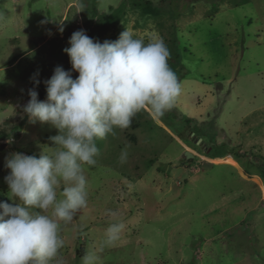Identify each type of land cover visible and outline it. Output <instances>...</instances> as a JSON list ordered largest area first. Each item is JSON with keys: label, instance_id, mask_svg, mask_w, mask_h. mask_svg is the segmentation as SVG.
Returning a JSON list of instances; mask_svg holds the SVG:
<instances>
[{"label": "rangeland", "instance_id": "rangeland-1", "mask_svg": "<svg viewBox=\"0 0 264 264\" xmlns=\"http://www.w3.org/2000/svg\"><path fill=\"white\" fill-rule=\"evenodd\" d=\"M97 1L100 14L124 5L125 16L98 31V19L83 13L87 0H0V201L12 202L6 157L51 155L49 138L59 134L23 112L34 74L46 100L54 69L71 71L63 50L73 32L103 43L127 29L145 43L162 39L178 56L168 63L181 93L163 116L144 108L149 127L117 128L96 141V164L85 166L87 207L62 224L58 258L264 264V0H148L157 9L149 16L133 0ZM116 222L120 238L108 244Z\"/></svg>", "mask_w": 264, "mask_h": 264}, {"label": "clouds", "instance_id": "clouds-1", "mask_svg": "<svg viewBox=\"0 0 264 264\" xmlns=\"http://www.w3.org/2000/svg\"><path fill=\"white\" fill-rule=\"evenodd\" d=\"M68 44L63 51L71 71L62 66L54 69L44 81L46 100L38 98L41 81L34 74V86L23 106L31 122L58 130L49 138L54 151L51 155L43 151L39 157L15 152L5 159L12 202L0 201V264H51L53 260L62 264L58 258L64 246L62 224L72 222L75 213L87 207L85 166L96 164V141L114 135L117 128L130 127L145 107L163 116L181 93L162 39L145 43L126 29L117 40L101 43L80 29ZM72 72L78 73L75 79ZM126 155L122 152L121 158ZM122 229L120 222L110 224L106 242L117 241ZM98 259L95 253H86L82 264H97Z\"/></svg>", "mask_w": 264, "mask_h": 264}, {"label": "trees", "instance_id": "trees-1", "mask_svg": "<svg viewBox=\"0 0 264 264\" xmlns=\"http://www.w3.org/2000/svg\"><path fill=\"white\" fill-rule=\"evenodd\" d=\"M89 1L90 4V9H88L89 7L85 8L83 13L87 14L88 12L91 13V17L97 18L98 19V24H97V30L98 31H104L105 29L111 28L112 26L118 24V22L125 16V13L123 12V8L124 5H121V7H119L118 9H114V8H110L109 9V14L105 15V14H100L96 8L97 6V0H87ZM132 8L138 9L141 11V13L143 14V16H149L150 14H154L157 12V9L154 7V5H152L148 0H133V2L131 3ZM217 6V5H216ZM217 10V7H216ZM215 10V13H216ZM211 11V10H209ZM170 59L172 61H177L178 60V56L173 54V52H170ZM171 65V63H170ZM148 109L151 111L150 107H148ZM152 112V111H151ZM145 114H147L146 112H144V109L141 110L140 112H138L134 118L132 119L130 128L132 129H136L139 128L141 126L143 127H149L150 124H153L151 119H149ZM154 115V114H153ZM156 118H158V116L154 115ZM144 117H146L147 119H144ZM139 118H143V120L139 121ZM150 122V124H148ZM3 138H5V135H3ZM31 155V154H30ZM262 180L264 181V173L260 172L259 173Z\"/></svg>", "mask_w": 264, "mask_h": 264}, {"label": "water", "instance_id": "water-1", "mask_svg": "<svg viewBox=\"0 0 264 264\" xmlns=\"http://www.w3.org/2000/svg\"><path fill=\"white\" fill-rule=\"evenodd\" d=\"M188 156H192L190 153H187Z\"/></svg>", "mask_w": 264, "mask_h": 264}]
</instances>
